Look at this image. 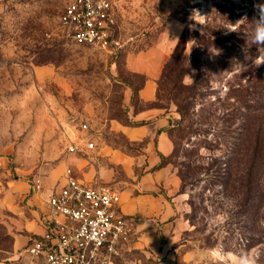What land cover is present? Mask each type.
I'll return each instance as SVG.
<instances>
[{"label": "rangeland", "instance_id": "obj_1", "mask_svg": "<svg viewBox=\"0 0 264 264\" xmlns=\"http://www.w3.org/2000/svg\"><path fill=\"white\" fill-rule=\"evenodd\" d=\"M69 1L0 0V264H35L17 234L68 167L120 192L153 169L151 138L133 142L113 125L130 121L128 90L146 78L127 55L152 47L165 50L157 100L133 103L170 116L161 163L175 214L169 244L163 235L158 253L123 254L122 263L244 264L251 254L264 264V110H253L264 64L254 65L251 37L264 0H112L123 44L113 52L70 39L60 22ZM183 32L184 73L171 60ZM146 61L132 64L155 71ZM182 82L192 94L183 111L172 96ZM82 137L96 147L69 152L70 138Z\"/></svg>", "mask_w": 264, "mask_h": 264}, {"label": "built area", "instance_id": "obj_2", "mask_svg": "<svg viewBox=\"0 0 264 264\" xmlns=\"http://www.w3.org/2000/svg\"><path fill=\"white\" fill-rule=\"evenodd\" d=\"M78 45L115 51L122 47L112 0H70L60 15ZM89 131V123H81ZM83 143V144H82ZM95 142L70 138L71 153L95 148ZM52 193L44 211V232L31 237L26 252L35 264H117L120 243L130 239V220L118 212L120 192L112 185H87L71 174Z\"/></svg>", "mask_w": 264, "mask_h": 264}, {"label": "crops", "instance_id": "obj_3", "mask_svg": "<svg viewBox=\"0 0 264 264\" xmlns=\"http://www.w3.org/2000/svg\"><path fill=\"white\" fill-rule=\"evenodd\" d=\"M135 55H127L128 66L132 71L146 76L142 87L137 91V97L141 101L152 103L157 100L158 81L165 60V50H160L159 47H152ZM139 59L147 60L146 62L152 61L155 71H150L148 66L134 67L132 62L135 60L139 61ZM127 99L130 104V121L126 124L113 125L124 132L133 142L151 138L147 144L146 151L153 164V169L142 177L138 186L135 185V188L126 192H120L116 188L121 195L118 212L130 220L132 229L130 239L120 243L121 256L116 259L117 264H123V254L158 253L163 245V235L168 238L167 243L169 244L170 218L175 214L174 205L170 201V185L167 186L165 181L167 178L164 172L165 166H159L162 162V156L168 155L171 149V142L166 133L170 127V116L161 112L156 113L155 111L160 109L157 107L136 111L134 109L132 87L128 90ZM66 180L67 174L65 172L64 182L52 193L58 191ZM83 182L90 186L96 185ZM51 194L47 196L44 206L37 210H32L33 219H27L24 222L27 233L17 234V243L25 246V252L31 237L44 232V211ZM33 200L35 202L34 195L30 197L29 201L33 203ZM168 248L167 246L166 253L169 251Z\"/></svg>", "mask_w": 264, "mask_h": 264}, {"label": "trees", "instance_id": "obj_4", "mask_svg": "<svg viewBox=\"0 0 264 264\" xmlns=\"http://www.w3.org/2000/svg\"><path fill=\"white\" fill-rule=\"evenodd\" d=\"M188 41L189 40H188L186 32H183L175 50H174L172 58H171V60L179 62V66H181L183 73L185 70H184V67L182 68V65L184 64V62L186 61V58H187V54L185 52H186V46L188 44ZM193 53H194V51H192L191 54H193ZM142 85H143V83L138 87H133V96L135 95L134 97H136L137 99H139L137 97V91L142 87ZM188 87H189L188 85H186L182 82L180 84V88L178 87V90L175 93H173V95H172L174 97V99L177 101V104H178L180 110L182 108V111H183V106H184L183 101H187L189 99V97L192 96V94H190V93L187 94L188 89H186V88H188ZM173 89H176V87H174ZM185 89H186V91H185ZM253 110H257V111L264 110V90H263V93L261 94V97L259 99L255 100V106H254ZM170 125H171V122H170ZM162 158H164V156H162ZM161 165H162V163H160L159 166H161Z\"/></svg>", "mask_w": 264, "mask_h": 264}, {"label": "clouds", "instance_id": "obj_5", "mask_svg": "<svg viewBox=\"0 0 264 264\" xmlns=\"http://www.w3.org/2000/svg\"><path fill=\"white\" fill-rule=\"evenodd\" d=\"M254 8L257 12V18L253 19V29L251 32V37L253 45H258V53H260L254 60V65L259 67L261 64H264V3H258L254 5ZM243 20H247L245 17ZM244 264H257V257L249 254V257H246Z\"/></svg>", "mask_w": 264, "mask_h": 264}]
</instances>
